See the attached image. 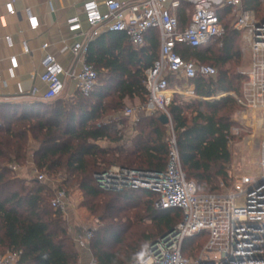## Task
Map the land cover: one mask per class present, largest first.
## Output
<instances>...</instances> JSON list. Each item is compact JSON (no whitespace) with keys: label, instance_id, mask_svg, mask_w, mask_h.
Returning a JSON list of instances; mask_svg holds the SVG:
<instances>
[{"label":"trees","instance_id":"1","mask_svg":"<svg viewBox=\"0 0 264 264\" xmlns=\"http://www.w3.org/2000/svg\"><path fill=\"white\" fill-rule=\"evenodd\" d=\"M242 2L256 14L264 5V0ZM229 9L219 6L223 14ZM217 14L223 25L222 16ZM179 18L186 27L185 14ZM225 31L216 52L178 47L184 60L195 59L202 65L212 62L219 71L212 65L216 77L188 80L195 99L176 94L168 107L183 169L201 193L221 191L222 180L231 184L229 142L238 105L230 95L215 97L218 93H239L242 76L225 69L239 58L236 39L240 31L228 26ZM159 46L155 31L148 34L143 47H135L123 33L105 31L88 45L86 60L98 73L96 87L88 96L76 92L69 100L0 104V256L14 254L17 264H80L75 240L63 212L52 207L51 194H46L44 186L31 187L4 166L25 159L31 138L39 144L34 152L36 168L50 172L63 168L71 174L83 192L84 206L93 214L113 220L117 218L113 217L114 204L142 205L124 223L113 220L94 232L90 251L98 264H132L142 256L145 243L159 240L177 226L181 212L157 211L153 206L158 198L155 193L133 189L106 192L95 179L96 174L114 165L158 172L167 167L169 128L160 121L161 115L143 114L130 146L123 143V121H105L122 112L127 100L138 99L140 106L147 103L144 70L158 58ZM101 142L115 147H103ZM140 195L148 199L144 204L139 203ZM145 218L154 223L151 234L138 229L131 239L120 237ZM206 241L205 234L187 239L183 255L194 257Z\"/></svg>","mask_w":264,"mask_h":264},{"label":"built area","instance_id":"2","mask_svg":"<svg viewBox=\"0 0 264 264\" xmlns=\"http://www.w3.org/2000/svg\"><path fill=\"white\" fill-rule=\"evenodd\" d=\"M186 1H83L79 10L67 20L68 32L76 41L66 45L62 52L71 53L72 65L65 67L56 54L49 52V45L43 44L40 49L42 69L31 73L33 86L28 97L32 101L53 102L64 96L70 83L75 84L76 92L88 96L98 79L97 71L86 60L90 42L110 31L123 33L135 47H143L148 34L155 31L159 37V56L144 70L147 103L127 109L125 116L135 119L141 112L168 117L167 167L158 172L116 166L95 175L103 191L147 190L158 196L157 211L181 212L177 226L159 240L147 243L142 256L132 264H264V151L262 173L257 177L229 175L231 184L229 187L222 185L219 192L201 193L183 169L168 107L176 94L185 97H195V94L193 86L187 91L179 90L178 86L171 89V80L188 81L198 76L214 78L217 71L210 65L184 60L178 47L205 48L223 35L217 10L211 6L196 5L189 24L182 27L179 13ZM219 6L235 9L234 29L247 31L245 37L251 63L245 73L244 98H235L240 104L248 103L252 109L264 111V19H258L253 11L245 9L242 0H220ZM5 8L8 15L17 14L14 0L8 1ZM39 27L36 16L28 18L30 31ZM6 40L11 47L10 38ZM21 47L22 53H30L26 42H22ZM9 61L11 70L17 69V57L11 56ZM37 82L42 87H38ZM12 168L18 172L16 166ZM44 178V174L38 176L39 181ZM51 205L66 214V191L55 190ZM204 234L207 241L199 253L194 257L184 256V242ZM93 237L92 230L81 233L75 239L77 248L90 250ZM0 264H17V256L10 253L0 256ZM91 264L98 263L94 259Z\"/></svg>","mask_w":264,"mask_h":264},{"label":"rangeland","instance_id":"3","mask_svg":"<svg viewBox=\"0 0 264 264\" xmlns=\"http://www.w3.org/2000/svg\"><path fill=\"white\" fill-rule=\"evenodd\" d=\"M204 1L211 3V7L216 9L218 13L222 16L223 35L226 32L225 26H228L230 29H234V24L237 17L235 9L230 7V11L228 12V14H225V11L223 14V12L219 10L220 0ZM188 9L190 12L194 11L193 7H190ZM256 15L258 19H264V5L262 6L260 12ZM223 35L216 41L211 43L208 47L202 50L210 49L211 51H218V49H220L222 46L221 41ZM246 35V30L240 31L239 36L236 39V46L240 53L239 58L228 64L225 68L231 69V71L242 76L239 93L225 94L231 95L235 100V97L244 98L246 83L245 73L248 71L251 63L250 54L247 49V42L245 37ZM193 60L196 61L195 59ZM196 62L200 63L198 61ZM206 64L210 66L214 65V67L217 68V66H215V64L212 62H208ZM217 71H219L218 68ZM175 86H178L179 90L181 91H187V89L191 85L185 79H172L170 88L174 89ZM178 95L185 97L182 94ZM225 95L224 93H218L215 99H219ZM191 98L195 99V97H185V99ZM237 105V110L235 111L232 117L235 124L232 128V136L229 142L231 162L227 166V171L229 175L236 177L241 175H252L254 177H257L263 171V168L261 167V161L263 159L264 151V111H257L256 109H252L248 103L240 104L239 102H237ZM139 106L140 101L138 99H135L133 101L127 100L126 107L122 112L116 114L113 118L109 117L105 119V121L108 122H111L113 120L123 121V126L120 125V127H122V133L124 134L123 143H125L127 146H130V140L136 135V123L141 118V116H143V113L139 112L135 119H133L126 117L125 111L131 108H138ZM43 111L45 113L48 110L45 109ZM101 146L115 147V144H111L109 142H101ZM38 148L39 144L31 138L28 143L27 156L25 157V159L21 160L19 163H11L8 165L6 164L4 166H8L14 176L26 181V183H28L31 187L36 188L37 185L44 186L46 194H51L50 202L54 198L55 190L66 191L67 210L66 214H63L64 219L66 221V226L69 228V231L73 236L74 240L76 239V236H80L81 233L87 230H92L93 232H96L104 225L113 222V220L119 224L124 223L128 216L139 212L138 210L142 205H138L136 203L122 202L114 204L116 213L113 215V217L117 218H114L113 220H109L107 216L93 214L84 206L85 197L83 195V192L79 189L77 183L74 181V177L71 174L66 173L63 168L56 169L55 172H50L46 170L39 171L36 168V165L34 163V152ZM12 166H16L18 168V172L15 171ZM116 166L117 165H114L112 167ZM40 174H44L45 176L44 180L42 181H39L38 179V176ZM219 184L220 189L223 188L222 185H224L225 187H229L225 180H222ZM139 200V203L144 204L145 201H147L148 199L143 195H140ZM153 206L155 207V202ZM153 228L154 223L151 220L145 218L142 220L141 224H138V226L133 225L131 231L127 232L126 234H121L120 237L127 240L131 239L130 235L136 232L138 229H144L145 233L151 234ZM146 245L147 243L144 244L143 249ZM202 248L203 246L201 247V249Z\"/></svg>","mask_w":264,"mask_h":264},{"label":"crops","instance_id":"4","mask_svg":"<svg viewBox=\"0 0 264 264\" xmlns=\"http://www.w3.org/2000/svg\"><path fill=\"white\" fill-rule=\"evenodd\" d=\"M8 1L10 0H0V104L30 100L28 95L33 86L30 75L42 69L40 49L43 44L49 45V52L56 54L65 67L72 65L71 53L62 52L66 45H72L76 41L68 32L67 20L79 10L85 0H14L17 14L13 16L6 12L5 4ZM196 5L211 6V3L204 0L184 2L179 16L185 14L186 26L193 13L188 8H195ZM31 16H36L39 20L40 27L36 31L28 28V18ZM7 37L11 40V47ZM22 42H26L29 54L22 53ZM11 56H16L18 62L17 69L13 71L9 61ZM36 85L42 87L40 82ZM75 93V84L70 83L63 97L69 99ZM79 254L80 264H91L94 260L90 250H79Z\"/></svg>","mask_w":264,"mask_h":264},{"label":"water","instance_id":"5","mask_svg":"<svg viewBox=\"0 0 264 264\" xmlns=\"http://www.w3.org/2000/svg\"><path fill=\"white\" fill-rule=\"evenodd\" d=\"M160 121L165 124V125H168L170 123L168 117L166 115H161L160 116Z\"/></svg>","mask_w":264,"mask_h":264},{"label":"bare ground","instance_id":"6","mask_svg":"<svg viewBox=\"0 0 264 264\" xmlns=\"http://www.w3.org/2000/svg\"><path fill=\"white\" fill-rule=\"evenodd\" d=\"M169 94H171V92H169Z\"/></svg>","mask_w":264,"mask_h":264}]
</instances>
